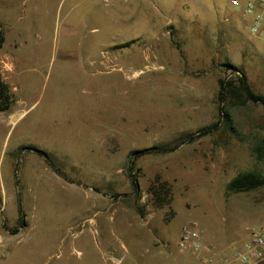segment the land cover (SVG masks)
Returning a JSON list of instances; mask_svg holds the SVG:
<instances>
[{
    "label": "rangeland",
    "instance_id": "1",
    "mask_svg": "<svg viewBox=\"0 0 264 264\" xmlns=\"http://www.w3.org/2000/svg\"><path fill=\"white\" fill-rule=\"evenodd\" d=\"M61 1L0 0V78L14 101L0 113V264H218L264 227V186L230 189L264 178V106L239 82L264 96V39L228 0H89L77 12L91 6L90 21L64 36ZM20 30L25 41H11ZM191 224L213 253H180Z\"/></svg>",
    "mask_w": 264,
    "mask_h": 264
},
{
    "label": "built area",
    "instance_id": "2",
    "mask_svg": "<svg viewBox=\"0 0 264 264\" xmlns=\"http://www.w3.org/2000/svg\"><path fill=\"white\" fill-rule=\"evenodd\" d=\"M122 3L132 6L133 0H102L103 6L108 9ZM228 4L246 22L251 36L264 39V0H228ZM178 248L181 254L191 256H202L214 251L196 224L182 228ZM4 256L0 254V259ZM199 264L213 263L210 259H202ZM218 264H264V227L247 229L244 239L232 243L230 253L224 252Z\"/></svg>",
    "mask_w": 264,
    "mask_h": 264
},
{
    "label": "trees",
    "instance_id": "3",
    "mask_svg": "<svg viewBox=\"0 0 264 264\" xmlns=\"http://www.w3.org/2000/svg\"><path fill=\"white\" fill-rule=\"evenodd\" d=\"M3 42H4V38H0V47L3 44ZM239 82H240L242 91L245 93L249 101L255 104H261L264 106V96L255 94V92L252 90V88L248 84L245 76H241L239 78ZM220 85H221L222 90L219 95V109L222 112V115H224L225 113L224 103L227 98L226 92H225L226 81L222 80L220 82ZM13 103H14L13 97L10 94L8 86L4 84L0 78V113L9 112L11 110ZM216 127L217 125H214L209 128L201 129L196 135H188L185 137V140L180 143V145L193 143L198 138L209 135L212 132V130L215 129ZM175 149L176 148L170 149V147L167 146V147L161 148L160 151L161 153L167 154V153L172 152ZM137 158H138L137 152H134L132 154V158L130 160V165H129V173L130 175L132 174L131 176L133 177L132 185L135 191L139 189V183H138L137 176L136 175L133 176L132 172L134 171V166H135V162ZM262 186H264V178H261L259 175L255 173H246V174H243L237 177L235 180H233L232 183L230 184V189L235 192H248V191L258 189Z\"/></svg>",
    "mask_w": 264,
    "mask_h": 264
},
{
    "label": "crops",
    "instance_id": "4",
    "mask_svg": "<svg viewBox=\"0 0 264 264\" xmlns=\"http://www.w3.org/2000/svg\"><path fill=\"white\" fill-rule=\"evenodd\" d=\"M65 1L66 0H62L60 2V4H58L57 20H59V23H57V25H58V27L62 26V30H63V35L64 36H71V35L75 34L76 31H77L76 29L73 28V26H71V24L74 25L73 23L78 22L81 26H83V23H87L88 21H90V19H91L90 15H92L93 11H92V7L91 6H86L84 8L85 10L83 12H77L78 8L81 5V3L86 5V3H88L89 0H76V1H74L73 7H68L67 9L65 8L66 7V2ZM98 1L101 3L102 8H105L103 6V4H102V0H98ZM37 3L36 4L35 3L32 4V6L36 7ZM23 4H26V2L23 1ZM74 26H76V25H74ZM100 28L101 27L97 26L93 30L95 32L96 31L98 32V31H100ZM71 30H74V33H72ZM24 32H25L24 30L13 31L12 32V36H11L12 37L11 41H15L16 43L22 44L23 43L22 41H25ZM18 40H20V41H18ZM8 41H9V39L6 38L5 39V43H7ZM11 61H12V66H13L11 71H13V73L15 75L19 74L20 76H22L21 72H20V68L18 69L15 66V64L20 66V64L18 63L17 59L12 57ZM9 68L11 69V67H9ZM26 112L27 111L24 110L22 112L21 117L25 116L24 113L26 114ZM193 264H195V263H193Z\"/></svg>",
    "mask_w": 264,
    "mask_h": 264
}]
</instances>
